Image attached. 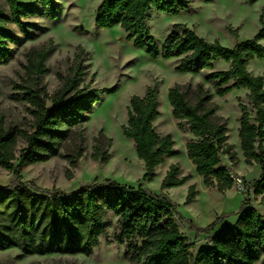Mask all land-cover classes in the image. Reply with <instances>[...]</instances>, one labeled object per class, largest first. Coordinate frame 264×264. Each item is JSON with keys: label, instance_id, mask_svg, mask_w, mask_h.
Segmentation results:
<instances>
[{"label": "trees", "instance_id": "1", "mask_svg": "<svg viewBox=\"0 0 264 264\" xmlns=\"http://www.w3.org/2000/svg\"><path fill=\"white\" fill-rule=\"evenodd\" d=\"M4 3L8 9L0 5V66L13 59L12 46L19 44L22 37H38L40 27L31 18L55 19L59 11L57 0ZM184 6L183 0H103L96 12V25L121 26L127 38L154 59L177 58L178 72L202 75L218 96L233 89L249 91L254 116L246 104L240 103L239 136L246 162L260 163L262 170L257 178L243 179L248 196L237 220L213 233L221 217L208 226H198L177 211L165 191L156 193L143 183L135 186L111 178H95L73 193L62 195L24 181L25 166L61 156L70 141H76L75 147L65 156L77 166L85 152L82 127L101 100L100 93L114 90H99L92 86L93 78L87 81L90 54L78 45L73 57L67 59L66 72L57 73L60 85L51 93L44 81L50 71L47 59L54 44L50 39L28 52L22 81L14 84L12 98L27 105L31 116L25 127L8 124L0 112V167L12 174L10 184L0 187V251L18 249V258L50 254L91 256L107 231L112 213L120 227L115 240L128 243L127 256L132 264H264V215L250 195L253 190L264 203V78L247 66L248 60L264 57V27L234 47L209 41L190 28L182 33L172 32L159 46L148 26L149 10L177 14ZM219 61L228 63L229 68L215 69ZM158 94L157 81L147 87L144 96H132L128 121L123 126L124 135L133 140L138 157L145 164V179H153L166 157L179 153L173 137L157 131ZM168 98L179 126L188 124L194 136L187 143V155L204 185L220 192L231 189L235 182L232 170L220 164L223 153H232V144L227 141L226 119L216 112L213 92L202 82L175 83L168 90ZM21 141L25 146L17 156ZM111 144L112 139L101 132L95 138L92 158L107 161ZM188 178L181 175L180 165L173 163L162 180V189L182 185ZM196 193L195 185H191L187 201L194 200ZM178 221L189 223L196 238L202 234L210 236L208 245L200 247L196 256L194 242L180 230Z\"/></svg>", "mask_w": 264, "mask_h": 264}, {"label": "rangeland", "instance_id": "2", "mask_svg": "<svg viewBox=\"0 0 264 264\" xmlns=\"http://www.w3.org/2000/svg\"><path fill=\"white\" fill-rule=\"evenodd\" d=\"M57 1L59 3L57 17L31 18L30 20L40 27L38 37L33 40L22 37L19 44L12 46L13 59L0 66V112L5 115L7 123L25 127L31 118L27 105L12 98L14 84L22 81L28 52L47 44L50 39H53L54 44L47 59L50 71L44 76V81L51 93L60 85L57 73L66 72L67 59L73 57L78 45L84 46L90 54L87 61V81L93 78V87L99 90L105 88L114 90L100 93L101 100L95 104L82 127L85 152L76 167L65 156L75 147L76 141H70L63 148L61 156L25 166L22 171L23 180L31 186L35 185L62 195L73 193L95 178H111L135 186L143 183L156 193L165 191L176 204L177 211L198 226H208L221 217L213 233L233 224L248 195L245 189L239 190L236 185L225 192H220L214 186L204 185L203 178L187 155V143L194 136L188 124L180 127L173 117L168 90L175 83L195 85L202 82L213 92V101L217 105L216 112L226 119L227 141L232 144V153L221 155L220 166H229L234 177L248 181L259 177L262 170L260 163L246 162L239 136L240 103L246 104L254 116L249 91L244 88L233 89L223 97L218 96L213 86L205 81L202 75L178 72L177 58L154 59L145 50L137 48L133 41L127 38L126 31L121 26L113 28L97 26L96 12L103 0ZM183 1L186 2V6L180 8L177 14L155 8L149 10L148 26L159 46H162L172 32L182 33L186 28H190L209 41L217 40L226 46L234 47L253 38L259 29L264 27V0ZM0 5L8 9L4 0H0ZM12 27L21 36L19 29L15 25ZM261 43L264 45V40ZM247 66L253 74L264 78V57L248 60ZM228 68L229 64L223 61L215 65L217 70ZM157 81L160 115L155 125L161 135L170 134L173 137L179 153L166 157L165 162L157 168L153 179H145V164L138 157L133 140L124 135L123 126L128 121L132 96H144L147 87ZM101 132L112 139L109 147L110 157L105 162L96 161L91 156L95 138ZM23 146L25 143L21 141L17 156ZM15 162L17 163V160ZM173 163H178L181 175H188L189 178L182 185L163 190L162 180ZM11 178L12 174L0 167V187L8 186ZM191 185H195L197 193L194 200L187 201ZM250 195L253 204L264 215L261 196H256L253 190ZM108 220L107 231L101 236L100 245L91 256L50 254L18 258L20 251L10 249L0 251V264H132L127 256L128 243H118L115 240V232H120L117 217L109 213ZM178 224L180 230L194 242L193 253L196 256L200 247L208 245L210 236L202 234L196 238V233L190 230L189 223L178 221Z\"/></svg>", "mask_w": 264, "mask_h": 264}, {"label": "built area", "instance_id": "3", "mask_svg": "<svg viewBox=\"0 0 264 264\" xmlns=\"http://www.w3.org/2000/svg\"><path fill=\"white\" fill-rule=\"evenodd\" d=\"M234 181H235L234 185H236L239 190L245 189L244 182H243V179L241 177H234Z\"/></svg>", "mask_w": 264, "mask_h": 264}]
</instances>
